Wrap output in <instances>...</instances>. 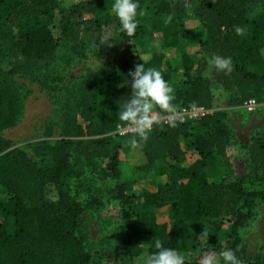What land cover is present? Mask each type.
<instances>
[{"label": "trees", "instance_id": "trees-1", "mask_svg": "<svg viewBox=\"0 0 264 264\" xmlns=\"http://www.w3.org/2000/svg\"><path fill=\"white\" fill-rule=\"evenodd\" d=\"M149 2L138 0L143 14L137 17L135 35L128 37L106 0H0V264H94L84 217L103 199L100 183H89L84 161L107 151L97 179L111 182L126 245L146 237L149 253L157 239L171 248L168 224L155 211L169 206L170 226L185 232L194 246L207 249L220 238L239 264H264V249L253 252L245 239L264 209V121L249 129L250 114L234 110L250 98L264 102V0H159L154 5L156 13L168 15L162 24L165 51L180 49L179 88L172 82L177 67L165 51H139L151 21ZM186 6L202 29L193 54L182 46L195 32L184 25ZM63 8L57 26L55 11ZM237 26L244 29L242 35L236 34ZM61 45H68L74 63L85 65L92 55L103 61L68 80H42L51 95L66 89L70 98L54 109L57 120L46 122L39 138L15 146L3 131L18 121L27 96L28 88L16 77H26L27 61L44 59ZM214 56L230 58L231 71L217 70L210 63ZM142 63L162 73L174 91L175 109L200 105L214 111L200 119L156 123L142 147L132 149V134L119 138L109 133L120 121L118 109L130 98L129 73ZM213 85L224 96L226 109L215 110ZM58 103L53 102L55 107ZM256 112L264 120V108ZM76 113L86 122L85 132ZM235 118L247 137L242 143L244 170L234 179L216 180L208 168L217 158L228 166L226 149L237 136ZM84 133L88 138H75ZM53 136L57 138L49 139ZM128 150L138 156L131 164L140 173L150 172L158 161L165 164V177L157 178L155 191L147 193L152 206L140 209L141 195L129 192L134 180L121 177V153ZM225 219L230 220L226 230ZM203 232L207 241L199 236ZM127 253L131 257L130 248Z\"/></svg>", "mask_w": 264, "mask_h": 264}, {"label": "rangeland", "instance_id": "rangeland-1", "mask_svg": "<svg viewBox=\"0 0 264 264\" xmlns=\"http://www.w3.org/2000/svg\"><path fill=\"white\" fill-rule=\"evenodd\" d=\"M158 1L159 0H150L149 2L151 7V21L147 29L146 37L138 44L141 53L165 51L162 40V24L163 19L168 15L155 12L154 5H156ZM106 2L108 8L111 9L113 0H106ZM60 11L65 13L66 9L63 8L55 11V24L57 26H59L60 16L62 14H60ZM185 12L186 13L182 17L184 25L188 29H195V32L193 35L183 40L182 46L184 51L193 54L198 45L197 40L202 37V29L199 21L190 13L189 6H186ZM71 53L72 51L69 49L68 45H61L44 59L33 58L27 61L26 67L28 73L26 77H16L19 83H24L28 88L27 96L25 102H23L21 112L18 114V121L10 128L3 131L8 138L13 140L15 146L22 144L28 139L39 138L38 136L42 133L44 124L48 121L57 120L58 117L55 115L54 109L70 98L69 91L66 89L57 91L55 96L53 94L51 95V92L46 90L42 85V80L52 82L55 77H65V80H68L83 72L84 68L98 67L103 61L92 55L84 62L85 65H82L81 63H74V57ZM165 53L177 67V71L173 74L172 82L174 87L179 88L183 82L180 49H178V51H165ZM71 84L72 83H69L68 87H70ZM25 86H23L24 92L27 89ZM59 86H62V84H59ZM212 88L216 96L215 110L226 109L228 106L225 104L226 100L224 96L220 94L219 90H217L214 85ZM59 94H62L61 97H57ZM56 100H59V103L56 104L55 107L53 102ZM234 108V110L237 109L238 115L240 113L242 116L250 114L246 121L249 129L257 128L264 121L263 116L256 112V109L248 111L243 108L242 105ZM233 114L234 113L231 112L230 116L232 117ZM237 119L239 118L234 119L236 123L234 127L237 131V136L235 139L231 140L226 149L228 166H224L220 158H217L208 168L209 174L216 180H220L222 176L225 180L234 179L244 170V149L242 143L243 141H247V137L244 136L243 131L240 130L241 127L239 128L237 125L239 124ZM75 121L81 127L82 131L85 132L86 122L79 113H76ZM56 138L57 136H53L49 139ZM75 138L84 139L88 137L84 133ZM108 152L109 151L97 153L84 161V168L86 169L85 174L88 177L91 176L89 183H100L99 186L101 187L102 193L98 192V195L103 199L101 206H91L84 217L86 231H89V237L86 239V247L89 248L92 253L94 264H140L143 263L144 258L150 254L148 252L149 240L146 237H140L133 239L128 245L125 244L121 208L118 201L115 200L112 197V193L109 192L112 187L111 182L107 179L102 182L97 179V175L101 173L108 159ZM133 158H138V156L133 154L132 150L121 153V177L134 180L135 184L129 189V192H138L141 195L137 200L139 203L138 206L140 209H143L152 206V197H149L147 193L155 191V181L157 178L163 179L165 177V164L162 161H158L150 172L140 173L132 167L131 162ZM108 195L112 198L110 199ZM155 211L158 219L168 224L169 231L172 234L173 244L171 248L183 255L185 261L202 264V260L206 253L214 252L219 254L225 250L224 247H222L223 243L220 238L217 244L209 243L207 249L194 246L185 232L170 226L171 210L169 206L156 208ZM226 219L223 224L224 230H226L230 221ZM245 239L246 243H248V247L253 252L260 247L264 249L263 208L260 209L259 213L256 215L254 222L246 233ZM128 248H130L131 257L128 256Z\"/></svg>", "mask_w": 264, "mask_h": 264}, {"label": "clouds", "instance_id": "clouds-1", "mask_svg": "<svg viewBox=\"0 0 264 264\" xmlns=\"http://www.w3.org/2000/svg\"><path fill=\"white\" fill-rule=\"evenodd\" d=\"M138 0H114L111 11L119 23L120 32L128 37H133L138 28ZM237 35H242L244 29L237 26ZM211 64L217 70L231 71V59L214 56ZM131 76L130 98L118 109L117 116L121 122H125L131 130L132 136L129 144L132 149L142 147L146 142L153 125L159 120L160 112H175L174 91L164 79L162 73L156 68H145L144 64H138L129 73ZM207 241L208 233L199 235ZM154 251L148 254L143 264H185V257L175 249L165 247L161 240L154 242ZM202 264H239V260L231 249H225L219 254L206 253Z\"/></svg>", "mask_w": 264, "mask_h": 264}, {"label": "built area", "instance_id": "built-area-1", "mask_svg": "<svg viewBox=\"0 0 264 264\" xmlns=\"http://www.w3.org/2000/svg\"><path fill=\"white\" fill-rule=\"evenodd\" d=\"M242 107L248 111H252L258 108H264V102H258L256 99L250 98L243 103ZM213 111L214 108L200 105L182 106L176 108L175 112L162 115L160 114L157 123L167 124L170 121L185 122L189 120L200 119L211 114ZM109 134L120 138L132 133L125 122L119 121L116 124L115 129Z\"/></svg>", "mask_w": 264, "mask_h": 264}]
</instances>
